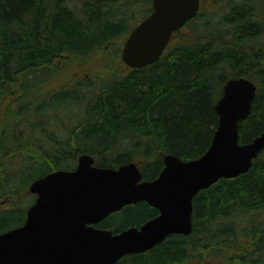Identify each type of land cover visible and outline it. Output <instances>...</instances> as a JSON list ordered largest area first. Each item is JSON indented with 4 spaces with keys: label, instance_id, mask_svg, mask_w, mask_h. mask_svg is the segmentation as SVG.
I'll list each match as a JSON object with an SVG mask.
<instances>
[{
    "label": "trees",
    "instance_id": "1",
    "mask_svg": "<svg viewBox=\"0 0 264 264\" xmlns=\"http://www.w3.org/2000/svg\"><path fill=\"white\" fill-rule=\"evenodd\" d=\"M224 3L216 21L199 24V9L152 64L52 87L57 63L68 57L104 49L110 62L121 53L119 42L151 13V0H0V202L48 173L73 170L82 154L104 168L138 162L143 180L158 176L166 154L200 157L231 78L257 87L239 143L262 133L264 0ZM33 202L32 195L27 206L0 209V233L22 225ZM156 215L137 202L95 227L119 233ZM191 220L189 235L172 234L115 264H264V149L247 172L200 191Z\"/></svg>",
    "mask_w": 264,
    "mask_h": 264
},
{
    "label": "water",
    "instance_id": "2",
    "mask_svg": "<svg viewBox=\"0 0 264 264\" xmlns=\"http://www.w3.org/2000/svg\"><path fill=\"white\" fill-rule=\"evenodd\" d=\"M152 11L127 35L123 63L133 69L157 61L171 35L196 17L200 0H151ZM256 85L244 77L227 80L215 104L212 141L198 158L163 156L164 167L143 180L134 162L117 168L95 165L82 154L73 170H56L29 185L35 195L22 225L0 233V264H115L144 253L172 234L192 230L193 199L218 180L252 166L264 149V131L239 143L238 124L251 112ZM146 202L158 215L119 233L95 227L124 206Z\"/></svg>",
    "mask_w": 264,
    "mask_h": 264
},
{
    "label": "rangeland",
    "instance_id": "3",
    "mask_svg": "<svg viewBox=\"0 0 264 264\" xmlns=\"http://www.w3.org/2000/svg\"><path fill=\"white\" fill-rule=\"evenodd\" d=\"M224 0H200V12L203 14L201 17V21L198 23H202L206 18H209V21H216L219 19L220 14L225 10ZM202 27L199 26L198 30H201ZM181 32H186L187 29L183 28L180 30ZM192 32V31H191ZM193 33V32H192ZM125 41V40H124ZM120 47L122 48L121 43L119 42ZM103 50L93 53L88 58H70L68 57L65 61H60L57 63L60 66V71L54 74L52 80L50 81V85L52 87H61L65 84H72L73 82L86 81L90 78H93L96 74L105 75L107 71L116 70L118 73H123L127 70V66L123 63L121 59V53L119 52L115 58L110 60L109 57L103 55ZM108 59V65L105 67V60ZM108 74V73H107ZM138 166L140 165L136 162ZM33 194L26 190L21 196L15 197L13 200H4L0 202V209H5L13 205L19 206H27V202L31 198ZM210 261V260H209ZM211 262V261H210ZM207 262L206 264H210ZM213 262L218 264V259H213ZM197 264V263H194ZM203 264V263H199Z\"/></svg>",
    "mask_w": 264,
    "mask_h": 264
},
{
    "label": "flooded vegetation",
    "instance_id": "4",
    "mask_svg": "<svg viewBox=\"0 0 264 264\" xmlns=\"http://www.w3.org/2000/svg\"><path fill=\"white\" fill-rule=\"evenodd\" d=\"M33 196H34V201H35V195H33ZM33 203H34V202H33ZM33 203H32V204H33ZM32 204H31V205H32ZM31 205H30V206H31Z\"/></svg>",
    "mask_w": 264,
    "mask_h": 264
}]
</instances>
